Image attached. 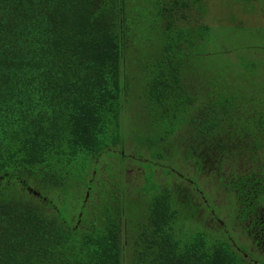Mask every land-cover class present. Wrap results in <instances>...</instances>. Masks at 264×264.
Returning a JSON list of instances; mask_svg holds the SVG:
<instances>
[{
  "label": "trees",
  "instance_id": "trees-1",
  "mask_svg": "<svg viewBox=\"0 0 264 264\" xmlns=\"http://www.w3.org/2000/svg\"><path fill=\"white\" fill-rule=\"evenodd\" d=\"M257 7L0 0V264H264L206 223L264 205V60L210 49Z\"/></svg>",
  "mask_w": 264,
  "mask_h": 264
},
{
  "label": "rangeland",
  "instance_id": "rangeland-1",
  "mask_svg": "<svg viewBox=\"0 0 264 264\" xmlns=\"http://www.w3.org/2000/svg\"><path fill=\"white\" fill-rule=\"evenodd\" d=\"M211 6L214 7L212 10H215L217 13L216 16L220 17L218 13H221V17H224V14L232 7L233 4H243L245 8L250 9L251 5L257 4V8H255V11L248 15L247 17H243V15H238L237 23L241 21L242 19V25L238 26L237 24H230L223 22V25L219 29H215L214 31L217 32L219 35V41L216 40V44L213 42L210 44V49L216 50L217 47H223L227 51H231L232 54L229 55L233 60H235V54L233 52L235 51H244V52H254L253 55L256 59H263L264 60V0H210ZM212 24V23H211ZM216 26V24H213ZM147 35L148 32H145ZM222 40V41H221ZM157 47H152L147 45V50L142 49L141 53H147L150 54L156 50ZM239 54V53H238ZM252 54V53H251ZM248 60H251L248 58ZM260 62V67H264V62ZM258 62V64H259ZM264 69V68H263ZM137 91V87L135 88ZM125 114V118L128 117L130 114ZM125 152L128 155L133 156V150L131 149V145L127 144L125 145ZM130 156V157H131ZM132 161V159L130 160ZM146 170L145 166H141L136 162H131L127 168V175L130 178L131 181H135V183H142L143 181V175L144 171ZM211 192H206V198L210 202L213 200V197L210 194ZM217 200L215 204L217 207H214L215 214L218 218H220L222 221H225L228 223V228L231 227L229 225V220L233 218V215L230 213V209L227 208V206L223 201V198L219 193L216 194ZM264 201V198L261 199ZM215 226V227H214ZM213 229L217 230L216 224H213ZM234 232V231H233ZM236 238V241L238 244H243L245 242V239L241 236L238 229L233 234ZM237 235V236H236ZM232 236V235H231ZM237 246V245H236ZM249 249V247H248ZM256 253V252H254ZM263 254L256 253L253 257H263ZM128 258V256L126 255ZM258 259V258H257Z\"/></svg>",
  "mask_w": 264,
  "mask_h": 264
},
{
  "label": "flooded vegetation",
  "instance_id": "flooded-vegetation-1",
  "mask_svg": "<svg viewBox=\"0 0 264 264\" xmlns=\"http://www.w3.org/2000/svg\"><path fill=\"white\" fill-rule=\"evenodd\" d=\"M201 198L204 202H206V199H204L203 196H201ZM206 213V223L208 224V226L213 229L215 227H213V224H216L218 228L216 231L221 230L222 233L227 237H234L233 234L238 229L239 233L245 239V241H248L249 239L247 240L242 234L244 229H246L247 234L250 235L251 238L249 240L248 252L242 251V254L245 258L252 260V256H255L256 253H264V205L259 206L254 211L248 210L245 213L240 214L239 216L235 213L233 215V218L229 220V225H231L230 228L227 227V222L222 221L217 217L213 209H210Z\"/></svg>",
  "mask_w": 264,
  "mask_h": 264
}]
</instances>
